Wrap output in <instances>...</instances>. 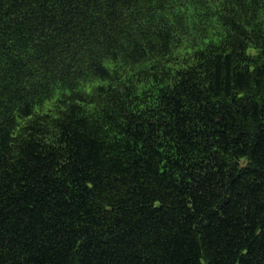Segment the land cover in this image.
<instances>
[{
    "label": "trees",
    "instance_id": "obj_1",
    "mask_svg": "<svg viewBox=\"0 0 264 264\" xmlns=\"http://www.w3.org/2000/svg\"><path fill=\"white\" fill-rule=\"evenodd\" d=\"M0 264H264V0H0Z\"/></svg>",
    "mask_w": 264,
    "mask_h": 264
}]
</instances>
